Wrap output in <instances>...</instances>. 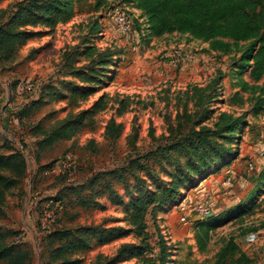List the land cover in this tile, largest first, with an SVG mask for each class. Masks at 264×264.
Returning <instances> with one entry per match:
<instances>
[{
    "label": "rangeland",
    "instance_id": "1",
    "mask_svg": "<svg viewBox=\"0 0 264 264\" xmlns=\"http://www.w3.org/2000/svg\"><path fill=\"white\" fill-rule=\"evenodd\" d=\"M16 1L2 0L0 6L10 11ZM109 5L132 10L135 20L130 36L116 29ZM109 5L96 12L87 11L86 7L78 9L67 23L59 24L50 34L28 40L13 59L0 62V152L18 150L26 161L23 176L0 205V227L8 232L6 241L16 242V234H21L20 241L31 252L30 264H43L47 257L46 233L38 229L37 219L44 200L51 197L62 201L51 230L125 225L121 206L107 195L97 197L98 207L85 208L76 202L69 187L88 181L98 172L122 167L130 158L155 149L172 135L169 127L179 117L181 120L182 113H195L196 119V112L207 104L211 113L203 123L209 125L219 111L244 113L248 124L243 129L237 158L199 181L172 204L147 213L150 244L156 249L158 229L171 246L166 264H211L224 240L233 236L251 260L248 264H264V227L243 232L264 222L263 195L257 191L258 176L264 166V159L260 158L264 152V111L254 112L253 102L229 103V97L239 90L234 85V66L244 43H239L240 49L224 54L203 51L207 43L177 32L151 38L144 18L129 2L109 0ZM93 21L97 27L90 30ZM91 45L98 50L111 49L112 61L99 72L100 82L91 84L94 91L81 98L65 84H86L72 72L87 64L89 57L82 51ZM40 46H44L41 51L29 54ZM218 76L221 77L216 80ZM244 78L250 84H262L247 74ZM24 80L33 81L31 92H18L17 85ZM210 84H214L217 96ZM195 87L204 88L208 94L203 106L198 104ZM53 91L61 94H52ZM239 94L251 96L248 91ZM119 100L125 104L122 112L118 109ZM31 101L40 103L29 116L17 120L19 112ZM99 101L104 104L101 109L95 107ZM82 111L84 119L72 135L58 138L50 146L37 145L44 136L42 132L49 134ZM110 118L121 126L116 136L106 130ZM37 124L41 133H31L30 128ZM66 153L74 157V164L63 174L57 173L55 165ZM249 160L256 164L253 170L247 169ZM226 178L231 180L228 185L223 184ZM118 192L122 193L120 187ZM205 202L211 204V214L198 216L194 209ZM242 210L245 212L240 213ZM224 217L222 223L213 221L210 238L205 248L199 249L195 238L197 224ZM132 241L137 239L128 235L98 246L85 254L83 264L97 253L112 256L121 243ZM119 264L138 263L132 258Z\"/></svg>",
    "mask_w": 264,
    "mask_h": 264
},
{
    "label": "trees",
    "instance_id": "2",
    "mask_svg": "<svg viewBox=\"0 0 264 264\" xmlns=\"http://www.w3.org/2000/svg\"><path fill=\"white\" fill-rule=\"evenodd\" d=\"M123 2H129L133 10L140 12L147 35L151 38L177 32L207 43L203 51L215 50L224 54L240 49L239 43H244L242 54L234 66L237 69L234 85L239 90H235L229 97V103L243 105L245 102H253L254 112L264 111V0ZM108 5L109 0H18L10 11L0 6V62L13 59L28 40L50 34L59 24L67 23L78 9L86 7L87 11L96 12ZM128 13L134 23L132 10L129 9ZM89 27L90 30L95 29L96 21ZM136 28L140 26L137 24ZM43 48L44 46L36 47L29 54ZM82 54L89 57L87 64L72 73L86 84L75 86L68 81L65 85L70 86L75 95L86 98L94 91L91 84L100 82L99 72L110 64L113 51L98 50L91 45L86 46ZM244 74L254 82L262 81V84H250ZM213 85L210 84L211 87ZM210 86L208 85L209 88ZM212 89L214 96H217V90L214 87ZM240 91H248L251 96L243 97L239 94ZM57 93L60 92H52L55 95ZM194 93L198 95L199 106H203L208 97L204 88L195 87ZM119 102L121 106L118 109L122 112L125 104L123 100ZM39 103L31 101L19 112L17 120L29 116ZM103 105L99 101L95 107L101 109ZM83 113L84 111L78 113L73 120L62 123L47 135L45 132L41 133L39 124L32 126L31 133L44 135L37 145L50 146L56 139L72 135L83 121ZM196 113L199 114L196 119L193 117L195 113H182L181 120L179 117L176 124L169 127L172 135L155 149L130 158L122 167L98 172L88 181L69 187L76 195V202L85 208L98 207L97 197L107 195L111 201L121 206V220L125 225L50 229L45 236L47 257L43 264H83L85 254L90 250L128 235H132L137 241L121 243L112 256L97 253L87 264H119L132 258L138 264H166L170 259L171 246L158 229L156 249L151 246L147 213L152 214L156 207L172 204L199 181L230 165L237 158L243 129L248 124L244 113L236 115L228 110L219 111L210 125L203 123L211 113L207 104ZM120 127L112 118L106 124L107 132L113 136L118 135ZM25 169L26 161L22 152L15 149L9 153L0 152V205L4 203L7 192L17 185ZM259 174L260 186L257 191L259 195H263L264 202V166ZM118 187L122 189V193L118 192ZM51 199L62 202L58 197ZM244 212L242 210L240 213ZM224 219L225 217L197 224L195 238L199 249L205 248L214 227L213 221L222 223ZM263 227L264 222H260L243 232ZM7 237L8 232L0 227V264H30L31 252L20 241L21 234H16V242H7ZM250 261L234 237L229 236L215 253L211 264H248Z\"/></svg>",
    "mask_w": 264,
    "mask_h": 264
},
{
    "label": "built area",
    "instance_id": "3",
    "mask_svg": "<svg viewBox=\"0 0 264 264\" xmlns=\"http://www.w3.org/2000/svg\"><path fill=\"white\" fill-rule=\"evenodd\" d=\"M110 14L116 29L121 34L130 36L131 31L133 30L134 23L132 16L127 11V7L125 8L121 5H113L110 9ZM33 89L34 83L31 80L20 81L17 85L18 92L27 93L31 92ZM15 122H17V120ZM260 158L264 159V152L261 153ZM73 164L74 157L71 154L66 153L56 163L55 170L57 173H64L68 169H70ZM255 165L256 164L254 161L249 160L247 163V169L253 170ZM230 181V178H226L223 184L228 185ZM59 208H61L59 201H54L51 198L44 200L37 219V226L41 232L47 233L50 231L52 224L55 222L58 216ZM194 210L198 216H209L211 214V204L208 202L199 204L195 207Z\"/></svg>",
    "mask_w": 264,
    "mask_h": 264
},
{
    "label": "crops",
    "instance_id": "4",
    "mask_svg": "<svg viewBox=\"0 0 264 264\" xmlns=\"http://www.w3.org/2000/svg\"><path fill=\"white\" fill-rule=\"evenodd\" d=\"M135 11H137V10H135Z\"/></svg>",
    "mask_w": 264,
    "mask_h": 264
}]
</instances>
